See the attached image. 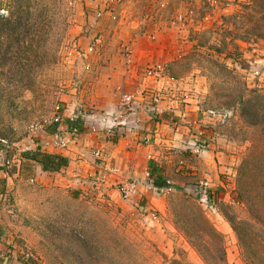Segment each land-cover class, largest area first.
Here are the masks:
<instances>
[{
    "label": "rangeland",
    "instance_id": "1",
    "mask_svg": "<svg viewBox=\"0 0 264 264\" xmlns=\"http://www.w3.org/2000/svg\"><path fill=\"white\" fill-rule=\"evenodd\" d=\"M0 7L9 10L0 19V136L12 144V167L37 148L32 125L52 121L58 106L93 110L105 78L115 89L125 72L148 79L147 102L156 95L205 112L202 144L215 148L220 171L216 185L198 179L149 198L125 197L121 184L115 193L73 197L22 179V195L6 202L26 215L15 213L17 227L9 225L6 264H264V135L249 113L264 103V0Z\"/></svg>",
    "mask_w": 264,
    "mask_h": 264
},
{
    "label": "crops",
    "instance_id": "2",
    "mask_svg": "<svg viewBox=\"0 0 264 264\" xmlns=\"http://www.w3.org/2000/svg\"><path fill=\"white\" fill-rule=\"evenodd\" d=\"M103 64L108 62L103 61ZM116 78L119 81L115 89L112 87L115 80L105 78L106 88L101 90L102 97L93 110L86 109V105L69 104L63 109V122L50 124L45 134L39 137L37 147L41 145L44 151L67 157L68 164L60 170H44L40 163L28 161L21 154L15 167H12L14 161L11 160V165L5 167L2 164L7 158L0 152V258L5 264L6 257L11 256L9 245L14 243L15 238L8 229L10 226L15 229L19 222L15 220V213L22 220L26 218L23 209L6 202L11 196L16 200L18 195H22L21 181H27L29 176L37 181L40 189L54 193L63 191L73 197L84 193L102 195L104 191L115 193L117 185L131 181L137 184L136 197L149 198L157 191L149 179L157 176L166 180L170 187L179 189L193 186L198 179H208L213 185L219 181L215 148L212 144L208 147L202 144L209 142L206 139L205 112L197 110L194 105L181 106L164 97L158 103L160 113L154 116L147 108L148 97L143 96L149 85L148 79L141 74L125 72ZM123 93H133L139 109L136 113L119 117L117 122H128V125L120 124L116 127L117 133L107 135L104 129L114 125L113 117L118 112ZM131 123H136V127H130ZM73 127L80 128V140L71 141L64 150L45 148L44 143L52 142L57 132L62 134L65 129ZM197 148L201 150L199 155ZM17 150L19 155L24 149ZM28 165H32L34 170H28ZM26 210L32 213L31 209Z\"/></svg>",
    "mask_w": 264,
    "mask_h": 264
},
{
    "label": "built area",
    "instance_id": "3",
    "mask_svg": "<svg viewBox=\"0 0 264 264\" xmlns=\"http://www.w3.org/2000/svg\"><path fill=\"white\" fill-rule=\"evenodd\" d=\"M8 15H9V10L5 7H0V19L7 18ZM152 96H153L152 99H149L151 101L147 102V108L151 110L150 111L151 114L155 116L158 113H160V108L158 105L160 99L156 97V95H152ZM138 109H139V105L136 102L135 95L133 93H123L119 100L118 112L115 114V117H113L114 125H110L109 127H106L104 131L107 133V135H113L117 133L118 130L116 129V127L120 126L121 124V122L120 123L117 122L119 120V117H123L125 114L136 113ZM62 118H63V110L62 107L58 106L54 117L51 119L52 121H45L43 123L34 124L32 125L31 130L32 132H37L38 136L40 137L42 134H45L50 124L52 123L61 124L63 122ZM121 125L127 126L128 122H124ZM136 125H137L136 123H134V125L133 123H131L130 127H136ZM81 136H82V132L80 131V128L78 127L68 128L65 129V131L62 132V134L57 132L54 135L53 141L46 142L44 143V145L45 148L53 147L55 149L64 150L70 146L71 141L76 142L81 139ZM0 146H1L2 154L4 155V157H6L7 153L12 148L11 142L7 138L0 136ZM196 152H200V150L197 149ZM97 155L101 157L100 152H98ZM4 162L6 163V166L11 165V161L9 159L4 160ZM206 185H208V183L204 182V186ZM121 191L125 197L129 198L138 191L137 184L131 181L122 183Z\"/></svg>",
    "mask_w": 264,
    "mask_h": 264
},
{
    "label": "trees",
    "instance_id": "4",
    "mask_svg": "<svg viewBox=\"0 0 264 264\" xmlns=\"http://www.w3.org/2000/svg\"><path fill=\"white\" fill-rule=\"evenodd\" d=\"M259 97H261V99L264 100V94ZM253 107L255 108V105L254 106L252 105V111L251 110L249 111V113L252 114V116L250 117L253 119V121L251 122L252 127L257 128L258 126L262 125V132L264 135V103L259 107V109H254ZM260 113L263 116L262 119L263 121H258V117ZM257 149H260V146L254 143V149L252 151V154L255 155V151ZM22 156L28 161H34L36 163H40L43 166L44 170H49V171L60 170L63 166H66L68 164V159L66 156L59 153H51L48 151H44L41 146H38L34 150L25 151L24 153H22ZM29 166L32 167V165H28L27 169L29 168ZM242 176H243V172H242ZM149 183L152 184L157 189L170 187V184L159 176L150 177Z\"/></svg>",
    "mask_w": 264,
    "mask_h": 264
}]
</instances>
